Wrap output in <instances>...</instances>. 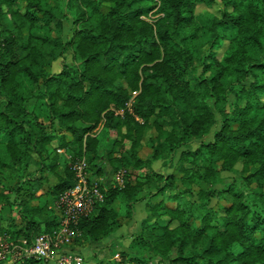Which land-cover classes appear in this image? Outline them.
<instances>
[{
    "label": "trees",
    "instance_id": "1",
    "mask_svg": "<svg viewBox=\"0 0 264 264\" xmlns=\"http://www.w3.org/2000/svg\"><path fill=\"white\" fill-rule=\"evenodd\" d=\"M216 2L0 0V210L16 208L24 224L12 220L5 242L57 229L59 216L44 212L76 184L68 157L107 178L94 162L115 131L122 150L109 161L127 182L101 184L105 200L80 222L74 247L110 238L145 203L132 254H122L128 264H264V0H221L220 16L197 13ZM154 11L161 16L144 19ZM68 54L72 65L54 74ZM179 152L171 175L153 169ZM45 171L57 183L38 196Z\"/></svg>",
    "mask_w": 264,
    "mask_h": 264
},
{
    "label": "rangeland",
    "instance_id": "2",
    "mask_svg": "<svg viewBox=\"0 0 264 264\" xmlns=\"http://www.w3.org/2000/svg\"><path fill=\"white\" fill-rule=\"evenodd\" d=\"M223 9V5L221 0H217L216 4L213 6L212 9H208L206 6L204 5H200L197 7L196 11L197 13H202L205 11H208L216 16H220L221 12ZM157 11V10H156ZM154 11L152 12L149 16H145L144 19L150 22L155 21L157 18H159V16H161L160 14H156L157 12ZM72 22L69 21L66 23V28H65V37L67 38L71 29V24ZM237 35V33L235 31H231L229 32V37L230 38H234ZM225 49H222L221 53L224 52ZM249 53L251 55V57L253 59H258L260 56L255 53L253 50L249 49ZM72 65V55L68 54L66 59L63 60H59L56 63H54L53 65V73L54 74H59L63 67L65 65ZM263 106H264V98H263ZM133 103V102H132ZM34 106V102H31L28 106L29 109H32ZM129 107H132V104L129 105ZM124 112L118 111V115H123ZM142 122V121H141ZM221 128V125L219 124L211 133V135L206 138L204 140V142L209 143L213 141V137L214 134L219 131V129ZM104 135L101 134V138L106 139V137H103ZM119 140L120 137H118L116 135V132H112L111 136L108 138V143L106 144L107 148L104 151V153L102 154V159H98L96 160L94 163L96 165H100L101 167H103L104 170H106V172L110 173V175L106 178V176H104L103 174L101 176H96L94 177V181L95 180H100L102 179V183L101 184H105L106 181L108 180L110 185L114 188H118L119 185L115 179L117 173H119L120 171H123L126 175V182L129 176V173L127 170H119L117 171V173H114L115 169L113 168L112 164L110 163L109 159L111 158H118L120 156V152L122 150V146L121 144H119ZM118 142V143H117ZM129 144H124V147H128ZM57 148V144H54L52 146V148ZM193 150L197 149L196 146L191 147ZM147 154H149V150L146 149L145 150V154L144 156H146ZM180 154L181 152L178 153L177 156H169L166 154V158L165 161H160L157 164H155V166H153V168L157 171V173L159 174H164V175H171L173 173V169H170L171 167H169L170 165H173L174 167L178 164L179 162V158H180ZM60 156V155H59ZM1 158L2 161L5 163H8L9 161H7L6 159V154L4 152H1ZM33 158L35 159V161L39 160L42 162L41 159H39L36 155H33ZM166 166V167H165ZM38 170V166L37 165H32L30 167V172L35 174ZM239 169H237L238 171ZM62 172V170H61ZM239 177L238 174L236 173H223L222 174V178H224L227 182H230L231 179H237ZM49 178V177H48ZM47 178V179H48ZM44 180V187L45 190L49 189V186L52 185L54 182H57L56 179L54 177L51 178V180L47 181ZM107 181V182H108ZM201 187L200 183H196L195 185L192 186H181L182 189H190V188H198ZM120 188V187H119ZM222 186H218L216 189H221ZM238 189L242 190V183H240L238 185ZM14 200V199H13ZM198 199L196 198V196H194L193 198V202H196ZM226 202H231L230 197H226L225 198ZM218 204V200H213L212 201V206H216ZM145 205V211L144 208L142 207V204H140L138 207L140 208L139 211H136L137 216L135 215L136 219L134 218L133 221H121L120 223V227H116L117 228L114 232V234L106 239L101 241L100 243H90V244H84V246H72L71 248L66 249V251L68 252H73V253H81L82 258L84 259V263L83 264H128L126 262L125 259L122 258V254H132V250H131V245L133 240L135 239V237L137 236V234L139 233L140 227L142 222L146 219L145 214L147 215V209H146V204ZM1 208V207H0ZM8 208H4L0 210V243H6L5 240H3L4 238V232L8 231V229L10 228V226L12 225V220H13V224L16 225L18 229L24 228V224L19 220L18 218V213H17V209H13V213L10 210H7ZM143 218V219H142ZM140 222V223H139ZM42 233V232H41ZM19 238V237H18ZM5 264H17L18 260L15 258L14 254H11L8 256L7 260L4 262ZM18 264H22V263H18Z\"/></svg>",
    "mask_w": 264,
    "mask_h": 264
},
{
    "label": "built area",
    "instance_id": "3",
    "mask_svg": "<svg viewBox=\"0 0 264 264\" xmlns=\"http://www.w3.org/2000/svg\"><path fill=\"white\" fill-rule=\"evenodd\" d=\"M58 154L65 156L63 149ZM71 170L75 175L76 184L64 192L55 204L59 216V226L52 233H43L35 236L31 243L27 240L0 243V263L7 260L11 254L19 260H39L47 264H83L82 256L66 249L74 246L80 236L78 226L80 222L94 213L98 204L105 200L104 190L101 187L102 179L95 180L90 173V167L85 158L73 160ZM120 188L126 184V175L123 171L115 177Z\"/></svg>",
    "mask_w": 264,
    "mask_h": 264
},
{
    "label": "crops",
    "instance_id": "4",
    "mask_svg": "<svg viewBox=\"0 0 264 264\" xmlns=\"http://www.w3.org/2000/svg\"><path fill=\"white\" fill-rule=\"evenodd\" d=\"M157 164V163H156ZM155 166V165H154ZM154 169V168H153ZM155 170V169H154ZM156 171V170H155ZM157 172V171H156ZM44 174V180H46L48 177V179H47V181H49V180H51V178L52 177H54L56 180H57V178L53 175V174H50L48 171H45V173H43ZM106 176H107V174H106ZM57 182H54L52 185H50L49 186V189L48 190H45V187H44V181H43V189L42 190H40V192L38 193V196H42L43 194H46L55 184H56ZM46 196L43 198V199H41V200H39L38 202H36L35 204H41V205H43V204H45V202H46ZM139 206V205H138ZM136 207V211H139V207ZM142 207L144 208V211H145V205H144V203L142 204ZM51 216V215H58V213H57V211H56V209H55V204L54 205H52V206H48V208L45 210V212H44V217H46V216ZM136 216H137V214H136ZM145 216H147L146 214H145ZM135 219H136V217H135ZM143 219V218H142ZM134 222H135V220H134ZM140 223V222H139ZM46 229H45V226L43 225L42 227H41V229H40V231L41 232H43V231H45ZM94 244V243H93ZM79 254H81L80 252H79ZM82 255V254H81Z\"/></svg>",
    "mask_w": 264,
    "mask_h": 264
}]
</instances>
